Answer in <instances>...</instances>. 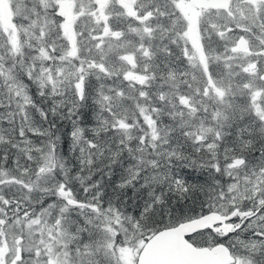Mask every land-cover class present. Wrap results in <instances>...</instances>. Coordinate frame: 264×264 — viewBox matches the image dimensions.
Listing matches in <instances>:
<instances>
[{
  "label": "rangeland",
  "instance_id": "1",
  "mask_svg": "<svg viewBox=\"0 0 264 264\" xmlns=\"http://www.w3.org/2000/svg\"><path fill=\"white\" fill-rule=\"evenodd\" d=\"M102 1L0 0V4L6 2L8 5L11 22V25L5 28L0 19V33L10 43L9 47L13 50H18L21 45L36 39V42L39 43V56L31 58L27 67L29 71L31 68L34 70L38 82L53 84L62 79L69 80L77 75V71L70 61V56L76 49L72 40L73 35L81 33L82 28L91 20L99 26L98 34L102 36L110 31L107 24H109L108 20L112 10L117 12L122 10L125 12L124 14H127L134 6V1ZM243 1L232 0L228 8L233 17L212 25V27H218L217 33L223 35L224 38H227L228 34L222 32L231 29L233 45L236 47L235 52L227 51L222 57L214 56L209 59L205 53L203 56L201 55L200 43L203 38L200 37V32H203L204 26H201L199 20L201 17L210 15L211 11L195 7L189 0H167V5H169L167 7L177 11L176 14L181 17L182 22L178 29H180L183 41L182 50L190 58L189 64L194 67L202 65L207 70L202 85L204 88L202 94L194 98L179 95L180 109L185 108L188 116L190 113H194L187 117L186 126L192 133L190 135L191 142H195L200 147L211 148L218 141L221 145L238 144L242 148L241 130H250L242 116L240 97L241 91L246 90V85H253L251 77L254 72L245 68L246 63L251 57H258L260 66L264 67V31L260 30L258 39L255 38V42L243 49L238 48L236 39L239 35L245 36L244 32H247L246 23H242L243 14L244 17L249 18L250 13H246V11H258L263 8L261 7L262 0H250L249 8L242 6L241 2ZM101 3L102 6H100ZM66 12L69 14L68 21H65ZM152 14L149 13V15ZM135 15H138L133 17L136 21L145 23L140 19L142 13ZM84 16L91 18H83ZM28 18L39 24H32L30 20L28 25ZM53 22H56L59 35L53 43H50V49L53 51L50 53L40 43L44 33L50 32ZM98 22H100L99 25ZM220 25H222L221 29ZM142 26L148 30V26ZM75 28H77L76 31ZM145 29L142 28L146 31ZM132 30H135L134 27ZM111 32L115 34L116 38L119 37V32ZM58 38L61 39L60 42H56ZM122 43L121 47L128 44L125 40H122ZM142 43L144 40L140 41L137 48ZM257 43L261 44V48L254 46ZM145 45L148 49V45L146 43ZM127 55L121 53L119 62H122L124 56ZM128 61L133 63L132 59ZM225 61L228 65H224L223 68L230 70L229 74L232 77V81L226 83L216 76L221 70L217 66ZM97 66L100 70H105L102 62ZM16 73L10 65L4 69L0 68L3 82L0 83V95L3 97L5 111L9 112L3 115L2 119L14 120L16 126L13 159L7 164L0 163V196H3L4 199L9 197L15 204L14 212L9 215L0 204V209L3 210L0 211V263L4 264L5 256L8 257V260L17 256V259L19 257L20 260H23V264H83L86 261L89 264H134V252L140 244V240H137L133 231L130 229L127 231L123 226L116 207L96 199L97 194L101 191L96 187V183H94V193L86 194L82 199H76L83 201L85 207L83 209L73 207L71 203L66 202L67 198L75 199L72 195L73 189L65 178L60 177L58 159L53 157L48 147L36 145V148L32 150L38 152L39 157H42L38 160L37 158L28 159V164H24V160L21 159L22 154L29 152L33 144L29 137H19L21 136L19 123L27 122L24 104L27 103L28 97L26 89L19 82L17 77L19 75ZM122 75L126 78L138 77L139 80L146 78L145 73L144 75L135 73L130 69L125 70ZM118 90L121 92L120 89ZM140 93L143 94L144 91L141 90ZM159 95L162 97V92H159ZM252 107L255 113L258 112L264 117V110L258 102L253 103ZM139 110L141 124L137 127L133 122L126 125V128L138 131L137 143L133 150L137 163L134 172L142 171L141 178L148 177L152 182H158L161 178H165L170 170L174 169V165L167 161L166 149L168 147L165 146L166 142L164 141L167 130H164L163 125L157 123L153 108L149 109L147 106L141 107ZM162 112L164 113L166 110ZM1 124L2 122H0ZM169 130L170 128H168ZM220 134H223V139L219 138ZM0 141H5L1 127ZM172 142V146L180 145L179 142ZM184 145L188 146V144ZM197 146L196 148H198ZM37 149L42 150L38 151ZM249 149L248 160L241 163L232 161L234 156L228 157V160L222 161L218 165L219 172L214 170L217 165L211 163L215 161V157L212 155L209 157V165L205 164L202 167L206 172L204 185L201 189L204 192L203 198L206 205L209 203L210 196L215 197L217 194H221V189L228 193V197L227 199H215L213 209L223 213L230 211L228 206L233 201L238 207H251L252 197L259 199L260 194L264 192L263 151L259 146ZM151 161H158V164L152 165ZM152 177L156 179L153 180ZM61 180L67 185L66 188H60L59 181ZM23 201L29 206L19 209V203ZM2 202L5 203L4 200H0V203ZM49 204L56 205L55 210L50 209ZM61 209L64 210L63 214ZM88 217L92 220L91 224L85 223V219ZM81 227L88 230L78 232L77 229ZM209 233L211 232L205 230L202 234L209 235ZM117 234H119L118 240L116 239ZM17 236H19V241L16 240ZM250 236L251 232L242 231L240 233V238L243 240L249 239ZM221 241L232 246L231 236H224ZM99 243H103L105 247H99ZM113 244L115 245L114 249L112 248ZM238 248L239 246L233 251H237ZM93 249L96 250V254L89 258L86 253ZM17 262L19 263V260Z\"/></svg>",
  "mask_w": 264,
  "mask_h": 264
},
{
  "label": "trees",
  "instance_id": "2",
  "mask_svg": "<svg viewBox=\"0 0 264 264\" xmlns=\"http://www.w3.org/2000/svg\"><path fill=\"white\" fill-rule=\"evenodd\" d=\"M156 1L158 0H136L141 11L148 7L151 9V14L153 13L148 15L149 17L140 18L145 21L144 24L136 21L129 12L124 14L122 10L120 12L112 10L107 24L110 31L101 36L98 34L99 26L90 20L82 28L81 33L73 35L72 38L76 49L70 56V61L77 71L76 77H71L69 80L62 79L53 84L38 82L34 70L32 68L28 70L27 64L31 62V58L39 56V43L36 39L21 45L18 50H13L0 33V68L4 69L7 65L13 67L28 97L27 103L24 104L27 122L19 123V132L21 129L24 131V135L19 137H29L33 146L29 152L22 154L21 159L24 160V164H28L29 157L37 160L42 157L32 150L36 145L48 147L53 157L58 159L60 177L69 182L74 198L82 199L86 194L94 193V183H96V187L101 190L100 200L104 204L116 207L123 226L127 231L129 229L133 231L137 240L160 227L183 220L186 216L199 214L201 206L207 208L208 204L204 202V192L201 190L206 172L201 165H209L208 159L211 155L215 157V161L211 163L221 164L225 161L226 149L229 150L227 157L241 156L243 153L238 144L221 145L217 141L218 145L215 143L211 148H204L191 142L192 133L186 126V120L194 113L188 116L185 108L180 109L179 95L194 98L202 94L207 70L202 65L191 66L188 62L190 58L182 50L183 41L178 29L182 22L180 15L176 14L177 11L168 8L169 5L164 0H160L161 6H156ZM241 3L246 8L251 6L246 0ZM209 11H211L210 15L199 20L201 26H204L203 32H200V37L203 38L200 43L201 55L205 53L207 58L212 59L214 56L217 58L224 56L227 51L235 52L231 29L222 32L228 34V37L224 38L217 33L218 27H212L214 23L219 24L232 18L233 14L229 12V8ZM246 13H250L249 20L256 28L249 31V36L254 42L257 33L260 30L264 31L261 27L264 23V8ZM245 17L243 14L242 23H246ZM27 20L29 25L31 19ZM31 23L39 24L32 20ZM142 25L148 26V30ZM132 27L135 30L131 31ZM88 28L91 29L87 30ZM111 31L119 32V37L116 38ZM58 35L56 22H53L50 32H45L41 38V46L50 53L53 52L49 45ZM122 40L128 42L125 47H121ZM142 40L144 43L137 48ZM60 41V38L56 40V42ZM121 53L128 55L119 62ZM129 59H132L133 63H129ZM101 62L105 70H100L97 66ZM224 65H228L226 61L217 66L221 70L216 76L226 83L232 81V77L229 74L230 70L223 68ZM127 69L143 75L145 73L146 78L144 80H139L138 77L126 78L122 73ZM0 83H3L1 75ZM141 90L144 91L143 94L140 93ZM41 92L45 94L41 95ZM159 92H162V97ZM54 101L57 102L55 115L51 111ZM147 106L149 109L153 108L157 123L167 130L164 139L165 146L168 147L167 161L174 165V169L170 170L166 177L169 175L180 177L188 184L196 185L194 191H189L183 197L179 192L169 189L167 179L161 178L158 182H152L148 177L141 178L142 171L134 172L137 163L133 150L137 143L138 131L126 128V125L133 122L136 127L139 126L142 122L139 109ZM37 109L46 112L47 119H41ZM163 110L166 112L163 113ZM8 113L0 95V122H2L0 127L5 136V141H0V157L7 153V163L13 159L16 139L15 121L2 119V116ZM122 115L124 116L121 117ZM33 128L50 132V135L35 136L30 131ZM168 128L171 131H168ZM76 129H80L79 139L72 135ZM243 133L244 130H241L240 138H243ZM219 138L223 139V134H220ZM172 141L179 142L180 145L172 146ZM169 153L173 155L169 156ZM89 159L94 161L91 167L87 164ZM0 163L7 164L2 159ZM137 174H139L138 179ZM145 178H148L150 185L147 190L143 188ZM125 180H132L133 183L126 190L116 187L119 182ZM85 188L88 189L87 192L84 191ZM153 190L156 195L164 193L167 203L158 207L151 216L140 219L137 226L135 218L148 201L149 192ZM5 200L8 203L0 204L9 215L14 212L15 204L9 197ZM28 206L24 201L19 203V209ZM164 208L171 209L172 220L164 214ZM128 224L132 227L129 228Z\"/></svg>",
  "mask_w": 264,
  "mask_h": 264
},
{
  "label": "snow or ice",
  "instance_id": "3",
  "mask_svg": "<svg viewBox=\"0 0 264 264\" xmlns=\"http://www.w3.org/2000/svg\"><path fill=\"white\" fill-rule=\"evenodd\" d=\"M261 7L264 8V0H262ZM261 27L264 28V23L261 24ZM79 87V85H77ZM41 95H44V92L40 93ZM40 113L41 119H47V113L44 112L42 109H37ZM57 110V102H53V108L51 109L52 114L55 115ZM71 111V110H70ZM33 135L35 136H43L45 134L50 135V132L46 133L45 130L39 129V128H33L30 129ZM80 132V129H76L72 133L73 137L79 139L78 133ZM20 134L23 136L24 131L21 129ZM92 143V142H89ZM246 143H251L250 141ZM95 146V145H93ZM53 150L55 148V145H52ZM38 151L42 149H37ZM199 151V149H197ZM229 150H225V160H228L227 152ZM173 155L172 153H169V156ZM262 158H264V152H262ZM5 163L8 162V155L7 153H4L2 157H0ZM31 159V157H29ZM241 163L243 161H240ZM83 163V162H82ZM94 161L89 159L87 161V164L89 167L93 165ZM152 165H157L158 161H151ZM202 167L204 165H201ZM217 172L220 171L219 166L217 165L215 169ZM264 171V169H262ZM139 178V174H137V179ZM152 179H156L155 177H152ZM169 183V189L174 190L176 192H179L181 196L183 197L185 194H187L189 191H194L196 189V185H190L186 182V180L169 175L165 177ZM145 185L143 186L144 190H147L150 185L148 183V178H145ZM83 183V181H81ZM132 180H125L119 182L116 187L126 190L130 184H132ZM60 188H66L67 185L63 182V180L59 181ZM85 192L88 191L87 188L84 189ZM228 193L224 192L223 189H221V194H217L215 197L210 196L209 197V203L208 207L204 208L201 206V211L199 215H206L214 208V200L215 199H227ZM101 194H97L96 199H100ZM0 200H4L5 203H8L7 200L4 199L3 196H0ZM150 201V202H148ZM148 201L145 202L142 209L139 210L138 216L135 218L137 220V226H139V220L142 218H146L151 216L154 212H156L157 208L160 206L165 205L167 202L164 199V193H160V195H156L154 190L149 192L148 195ZM48 207L50 209L55 210L56 205L49 204ZM73 207H80L83 209L85 207L83 201H79L77 204L73 205ZM98 207V206H93ZM230 214L226 213H220L221 215H225V223L230 225V230L228 232L223 233L224 236H231L232 237V246L229 248V252L232 255L231 264H264V192L260 194L259 199L256 197H252V206L251 207H238L235 202L233 201L231 204H229ZM0 211H3L0 209ZM61 212L63 214L64 210L61 209ZM164 214H166L169 218V220H172V213L171 209L164 208ZM197 218L195 214L192 216H186L183 219H195ZM183 222V221H180ZM86 224H91L92 220L90 217L85 219ZM218 226V224L216 225ZM214 226V227H216ZM128 227L131 228L132 225L128 224ZM87 228L81 227L78 228V232L87 231ZM242 231L251 232V236L247 240H243L240 238V233ZM193 236L199 235V233H193ZM217 235H220V233H217ZM116 239H119V234H117ZM123 243V241H121ZM237 246H239L237 251H233V249H236ZM99 247H105L103 243H99ZM115 245H112V248L114 249ZM96 254V250L93 249L92 251L86 253V255L91 258ZM4 264H18L16 259H13L12 261L8 260V257L5 256ZM19 264H23V260L21 259L19 261ZM83 264H89V262H83Z\"/></svg>",
  "mask_w": 264,
  "mask_h": 264
},
{
  "label": "water",
  "instance_id": "4",
  "mask_svg": "<svg viewBox=\"0 0 264 264\" xmlns=\"http://www.w3.org/2000/svg\"><path fill=\"white\" fill-rule=\"evenodd\" d=\"M126 1V0H125ZM197 8L202 9H227L231 0H190ZM0 19L5 27L11 25L8 6L5 2L0 4ZM69 20L68 12L65 13V21ZM238 48L245 45V39L239 35L236 39ZM253 62L247 67H252ZM260 78L264 80V69L260 73ZM240 157H233L232 161H240ZM66 202L72 205L77 204L72 198H67ZM226 214H230L226 212ZM195 219H183L176 223L154 230L142 243L137 252L134 264H229L232 255L229 249L217 243L210 248L206 246H196L191 243L186 236L195 231L205 228L220 230L221 233L228 232L230 225L225 223V215L219 211L212 210L206 215H196ZM183 221V222H180ZM218 224V226H216ZM216 226V227H214ZM17 259V256L15 257ZM9 261H12L13 259ZM2 264V263H0Z\"/></svg>",
  "mask_w": 264,
  "mask_h": 264
},
{
  "label": "flooded vegetation",
  "instance_id": "5",
  "mask_svg": "<svg viewBox=\"0 0 264 264\" xmlns=\"http://www.w3.org/2000/svg\"><path fill=\"white\" fill-rule=\"evenodd\" d=\"M130 1H134V6H132L133 8L130 9V14H132L133 16H138L135 14H139L138 12H140L142 13V17L143 16L147 17L149 13L151 12V9H148V7L141 11L140 10L141 8H139V5H137L139 3L136 2V0H126V2H130ZM164 1L167 3V0H164ZM246 1H250V0H246ZM155 5L161 6V1L160 0L156 1ZM100 6H102V3L100 4ZM245 22L247 24V32H244L245 36L241 35L245 39V45L244 47H242V49L249 46L250 43L252 44V39L249 36V31L256 29L254 26L251 25V22L247 16L245 17ZM258 37H259V33H257V36L255 38L258 39ZM260 45L261 44L257 43V45H254V46L261 48ZM257 58L251 57L250 60L245 65V68L247 70L254 72L253 76L251 77V82H253V85L251 86L246 85V90L241 91V97H240L242 116H243L244 122H246V125L250 127V130L246 129L243 133V138H241L242 151H243L242 155L234 156V157H240L241 158L240 161H243V162L248 160V157H249L248 149L249 148H255L259 146L260 149L264 152V149H263L264 147V117H262L261 114L259 115L258 112L255 113L252 107L253 103L258 102L261 108L264 110V80L261 79L259 76L260 73L263 71L264 67L260 66L259 64L260 61H258ZM251 62H253V66L250 68L247 67L248 64ZM248 141H250L251 143L250 144L246 143ZM213 210H216V209H213ZM216 211H219V210H216ZM220 213H223V212H220ZM205 230H208L211 233H209V235L202 234ZM194 233H199V235H195V236L187 235L186 238L191 243L197 246H207L209 248L218 242H222L221 240L224 237L223 233H221L220 230H212L211 228H205L202 230H198V231H195ZM217 233H220V235H217ZM147 238L148 236H144L140 238V244L136 247V250L134 252V258H133L134 262L136 259L137 252L139 251L142 243ZM16 240L19 241V236L16 237ZM226 247L228 249L231 248L228 245H226ZM18 260H19V257L17 261Z\"/></svg>",
  "mask_w": 264,
  "mask_h": 264
},
{
  "label": "bare ground",
  "instance_id": "6",
  "mask_svg": "<svg viewBox=\"0 0 264 264\" xmlns=\"http://www.w3.org/2000/svg\"><path fill=\"white\" fill-rule=\"evenodd\" d=\"M74 200H76V199H74ZM76 201H80V200H76ZM218 243H221V244H223V245H225V243H223V242H218ZM217 244V243H216ZM197 246V245H196ZM226 246V245H225ZM207 247V246H206ZM209 248V247H208Z\"/></svg>",
  "mask_w": 264,
  "mask_h": 264
}]
</instances>
